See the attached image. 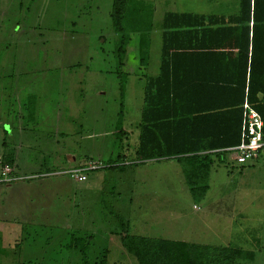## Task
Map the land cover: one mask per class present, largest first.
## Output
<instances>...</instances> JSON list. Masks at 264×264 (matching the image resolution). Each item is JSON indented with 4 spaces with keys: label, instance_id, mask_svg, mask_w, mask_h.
<instances>
[{
    "label": "rangeland",
    "instance_id": "rangeland-1",
    "mask_svg": "<svg viewBox=\"0 0 264 264\" xmlns=\"http://www.w3.org/2000/svg\"><path fill=\"white\" fill-rule=\"evenodd\" d=\"M137 1L153 13L145 70L137 34L114 31L113 0H0V160L14 156L15 179L0 184V264H82L81 249L138 264L126 234L235 246L254 254L243 264H264V153L243 165L226 153L189 186L185 163L156 157L164 130L143 118L163 14L230 15L238 0Z\"/></svg>",
    "mask_w": 264,
    "mask_h": 264
},
{
    "label": "trees",
    "instance_id": "trees-1",
    "mask_svg": "<svg viewBox=\"0 0 264 264\" xmlns=\"http://www.w3.org/2000/svg\"><path fill=\"white\" fill-rule=\"evenodd\" d=\"M237 5L230 15L168 12L161 21L159 74L148 79L149 104L143 118L150 121L145 127L164 130L166 146H157L156 157H176L185 163L189 186L194 178L206 179L213 160L222 162L229 153L218 149L240 143L245 101L260 115L264 139V0H238ZM152 14L142 1L113 0L114 31L136 33L139 38L140 70H145L146 48L154 30ZM125 40L130 42L131 35L123 37L117 48L118 68L128 47ZM118 73L122 90L125 75ZM147 134H143L146 142L157 140L159 145L158 134ZM146 142L141 141L140 151ZM152 153L141 161L155 159ZM0 161L13 166L14 156L5 155ZM197 187L204 195L207 186ZM121 241L138 264H243L254 258L251 251L235 246L127 234ZM80 252L82 264H107L105 259L91 263L87 250Z\"/></svg>",
    "mask_w": 264,
    "mask_h": 264
},
{
    "label": "built area",
    "instance_id": "built-area-1",
    "mask_svg": "<svg viewBox=\"0 0 264 264\" xmlns=\"http://www.w3.org/2000/svg\"><path fill=\"white\" fill-rule=\"evenodd\" d=\"M263 121L255 109L246 101L243 104V120L241 128V140L237 146L223 151L232 153L237 164H246L256 159L264 152V139L262 136ZM93 165L88 163L80 170L73 172L72 177L81 182L86 180L83 171L93 169ZM15 179L13 177V166L0 161V184H9Z\"/></svg>",
    "mask_w": 264,
    "mask_h": 264
},
{
    "label": "crops",
    "instance_id": "crops-1",
    "mask_svg": "<svg viewBox=\"0 0 264 264\" xmlns=\"http://www.w3.org/2000/svg\"><path fill=\"white\" fill-rule=\"evenodd\" d=\"M179 13H181V12H179ZM197 14H201V13H197ZM205 15V14H204ZM211 15V14H210ZM163 16H164V14H163ZM206 16H208V15H206ZM163 18V17H162ZM161 21H162V19H161ZM161 23V22H160ZM161 33H162V31L160 32V37H161ZM150 39H151V36H150ZM232 148V147H231ZM225 149H228V148H222V149H218V150H225ZM216 151V150H215ZM212 153H213V151H211ZM264 153V152H263ZM263 153H261V154H263ZM260 154V155H261ZM259 155V156H260ZM258 156V157H259ZM197 242H193L194 244H198V245H206V246H211V245H209L208 243H206V242H200L199 243V241L198 240H196ZM182 242H184V241H182ZM188 243H190V242H188ZM223 246V245H222ZM223 247H225V245L223 246Z\"/></svg>",
    "mask_w": 264,
    "mask_h": 264
}]
</instances>
